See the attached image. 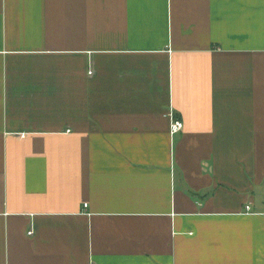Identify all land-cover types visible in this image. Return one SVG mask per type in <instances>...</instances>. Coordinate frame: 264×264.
<instances>
[{
  "label": "crops",
  "instance_id": "0c3cea01",
  "mask_svg": "<svg viewBox=\"0 0 264 264\" xmlns=\"http://www.w3.org/2000/svg\"><path fill=\"white\" fill-rule=\"evenodd\" d=\"M0 264H264V0H0Z\"/></svg>",
  "mask_w": 264,
  "mask_h": 264
},
{
  "label": "built area",
  "instance_id": "2783aa9c",
  "mask_svg": "<svg viewBox=\"0 0 264 264\" xmlns=\"http://www.w3.org/2000/svg\"><path fill=\"white\" fill-rule=\"evenodd\" d=\"M91 71H89L90 73ZM184 128V123L183 121L177 119V118H173V122H172V125H171V132L174 134V133H178L180 132L181 130H183ZM86 206V205H85ZM247 209L249 210L250 207L247 206Z\"/></svg>",
  "mask_w": 264,
  "mask_h": 264
}]
</instances>
